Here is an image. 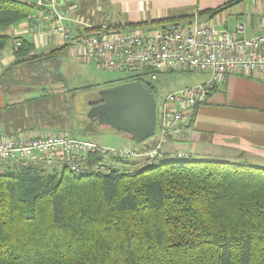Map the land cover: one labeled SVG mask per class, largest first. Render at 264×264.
Masks as SVG:
<instances>
[{
  "label": "trees",
  "instance_id": "16d2710c",
  "mask_svg": "<svg viewBox=\"0 0 264 264\" xmlns=\"http://www.w3.org/2000/svg\"><path fill=\"white\" fill-rule=\"evenodd\" d=\"M33 6L0 0V52L11 39L5 30ZM17 38L14 63L36 58L32 43ZM132 80L157 95L140 75L115 84ZM104 160V170L83 174L17 163L0 171V264H264V167L182 151L141 162L93 155L88 164Z\"/></svg>",
  "mask_w": 264,
  "mask_h": 264
},
{
  "label": "built area",
  "instance_id": "2783aa9c",
  "mask_svg": "<svg viewBox=\"0 0 264 264\" xmlns=\"http://www.w3.org/2000/svg\"><path fill=\"white\" fill-rule=\"evenodd\" d=\"M47 11L46 16H29L33 28L44 29L48 38H58L70 43L74 52L110 71L140 75L151 81L162 71H203L204 81L155 96V134L158 143L151 147L132 145L125 149L108 147L96 141L76 138L65 133L52 132L36 139L0 136V158H12V163L27 165L31 162L48 167L56 166L77 174L104 170L103 161L88 164L95 155L108 157L120 155L126 158L153 159L161 156V148L185 116L205 101L215 86L223 83L228 73L264 72V17L258 21L261 32L243 37L242 22L234 31L216 30L209 19L199 21H167L145 23L133 27L113 29L106 26L89 29L91 25L79 19L78 30L72 32L64 21L73 20L62 0H37ZM43 34L42 32H39ZM19 42L15 43L17 46ZM239 71V72H235ZM87 165L91 168L84 171Z\"/></svg>",
  "mask_w": 264,
  "mask_h": 264
},
{
  "label": "crops",
  "instance_id": "0c3cea01",
  "mask_svg": "<svg viewBox=\"0 0 264 264\" xmlns=\"http://www.w3.org/2000/svg\"><path fill=\"white\" fill-rule=\"evenodd\" d=\"M62 1L73 19L66 21V25L74 32L79 28V24L74 19L81 20V15L74 13L79 9L80 3L77 0ZM226 1L107 0L108 7H111L113 12L121 18L118 24L138 23L142 25L156 19L192 15L199 21L209 19L216 30L234 31L236 24L242 22L244 29L240 35L243 37H250L262 31L258 21L264 17V0L232 2L211 18L207 15H198V11L219 7ZM32 3L34 6L30 13L31 17L47 15L46 9L38 5L37 0H33ZM74 4L77 5L76 8ZM215 24L217 26H214ZM44 31L42 27L39 31L33 28L29 18L20 20L5 30L11 39L0 52V124L2 125L0 136L10 135L8 133L14 131L16 132L11 134L20 132L29 136L42 135L50 133L46 130L59 126L58 123L45 119L46 104L55 102L52 95H47L46 90L42 89V95L25 96L24 92L17 95V84L11 82L12 90H9L5 88L4 81H2L5 78H14L4 75L17 60L14 53L16 48L14 41L18 39L17 37H23L32 43L30 56L37 58L50 53L65 52L75 60L81 59V51L74 52L73 46L61 39L47 38ZM248 32L250 34L246 35ZM21 78L18 77L14 81ZM28 89L26 90L30 91ZM62 92H64L63 89L57 91L58 94ZM35 98L42 101L43 113L35 110L33 113L36 116L29 119L28 107L27 111L14 109L10 112L22 114L23 117L29 119L14 123L8 116V104L22 103L25 100L33 102ZM178 151L189 153L196 160L245 161L264 167V72L250 75L228 73L225 81L217 84L205 101L194 108L192 115L185 116L184 121L170 132L169 140L161 148V157L170 159L172 156L175 157ZM32 164L45 167L47 170H56L55 166L48 167L37 162Z\"/></svg>",
  "mask_w": 264,
  "mask_h": 264
},
{
  "label": "rangeland",
  "instance_id": "374dc122",
  "mask_svg": "<svg viewBox=\"0 0 264 264\" xmlns=\"http://www.w3.org/2000/svg\"><path fill=\"white\" fill-rule=\"evenodd\" d=\"M30 1L33 2V0ZM77 1L80 3L79 9L74 13L80 14L81 20L92 26L106 23L118 24L121 21L120 16H117L111 7H108L107 0ZM73 6L77 7L75 4ZM180 20L190 21V19ZM64 22L66 24V21ZM214 26L217 25L215 24ZM249 34L248 32L246 35ZM29 61L13 65L4 76L14 78H5L2 81H4L5 88L9 90H12L11 82L17 84V95H21L23 92L25 96L42 95V89L46 90L48 96L52 95V99L55 102L46 104L47 113L45 119L58 123L59 126L48 129L46 132L70 134V136L76 138L89 139L108 147L120 149L131 147V145H143L146 142L149 144L150 141H153V138L149 137L142 142L134 143L124 133L117 132L108 126L99 125L96 120H92L87 116L89 101L98 98L102 89L114 85L119 81V78L125 77L127 75L126 72L110 71L97 66L93 60L82 54L80 60H75L65 52L50 53ZM242 73L244 75L251 74L248 72ZM18 77L22 78L14 81ZM205 77L206 73L203 71L173 70L159 72L156 78L151 81L157 89L156 96L158 97L164 96L170 91L199 83ZM27 88L30 91H27ZM60 89H63L64 92L58 94L57 91ZM42 106V101L37 98L33 102L25 100L22 103L8 104V116L14 123L26 121L36 116L33 113L35 110H39L37 111L38 113H43ZM27 107L30 112L29 119L25 116L23 117L22 114L10 112L17 108L26 110ZM156 115H159L158 109L156 110ZM135 159L143 161L142 158ZM103 163H106L105 160ZM122 165H125V163H113V166L117 167ZM56 170L59 169L56 167Z\"/></svg>",
  "mask_w": 264,
  "mask_h": 264
},
{
  "label": "water",
  "instance_id": "95a60500",
  "mask_svg": "<svg viewBox=\"0 0 264 264\" xmlns=\"http://www.w3.org/2000/svg\"><path fill=\"white\" fill-rule=\"evenodd\" d=\"M88 104V118L96 120L99 125L124 133L134 143H139L154 133L155 97L138 80L106 87L99 92L98 98Z\"/></svg>",
  "mask_w": 264,
  "mask_h": 264
},
{
  "label": "bare ground",
  "instance_id": "6f19581e",
  "mask_svg": "<svg viewBox=\"0 0 264 264\" xmlns=\"http://www.w3.org/2000/svg\"><path fill=\"white\" fill-rule=\"evenodd\" d=\"M133 27V26H132ZM19 42V40H15L14 41V46H15V43L16 42ZM19 44H20V42H19ZM19 44L17 45V46H15V47H18L19 46ZM89 105V104H88ZM90 107V106H89ZM89 110V109H88ZM50 134H52V133H45V134H42V135H36V136H29V135H25V134H23V133H21V135H17V136H12V137H17V138H25V137H30V138H32V139H36V138H39V137H42V136H47V135H50ZM11 136V135H10ZM149 137H152L153 138V141H150V143H153V144H156V143H158V140L156 139V134H155V132L151 135V136H149ZM148 137V138H149ZM147 139V138H146ZM165 139H167V140H169V136H166L165 137ZM145 140V139H144ZM167 140H166V142H167ZM142 142V141H141ZM148 142H146L144 145L145 146H150L151 147V144H147ZM129 159H134V161H138V159H135V158H129ZM10 162H13L12 161V158H7L6 156H2L1 158H0V171H3V170H5L8 166L9 167H11V165H10ZM138 162H141V161H138ZM32 163H34V162H31V163H29V164H32ZM29 164H27V165H29ZM88 168H91V165H87L85 168H84V171H87V169ZM105 169V168H104Z\"/></svg>",
  "mask_w": 264,
  "mask_h": 264
},
{
  "label": "clouds",
  "instance_id": "9594fccd",
  "mask_svg": "<svg viewBox=\"0 0 264 264\" xmlns=\"http://www.w3.org/2000/svg\"><path fill=\"white\" fill-rule=\"evenodd\" d=\"M155 97V96H154Z\"/></svg>",
  "mask_w": 264,
  "mask_h": 264
}]
</instances>
